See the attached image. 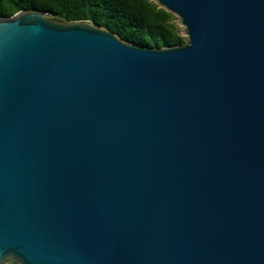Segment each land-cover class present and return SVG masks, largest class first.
I'll use <instances>...</instances> for the list:
<instances>
[{
    "label": "water",
    "instance_id": "95a60500",
    "mask_svg": "<svg viewBox=\"0 0 264 264\" xmlns=\"http://www.w3.org/2000/svg\"><path fill=\"white\" fill-rule=\"evenodd\" d=\"M181 44L0 16V264H264V0H154Z\"/></svg>",
    "mask_w": 264,
    "mask_h": 264
},
{
    "label": "trees",
    "instance_id": "16d2710c",
    "mask_svg": "<svg viewBox=\"0 0 264 264\" xmlns=\"http://www.w3.org/2000/svg\"><path fill=\"white\" fill-rule=\"evenodd\" d=\"M24 8L44 10L60 19H87L142 45L163 46L186 41L174 13L154 0H0V16H9Z\"/></svg>",
    "mask_w": 264,
    "mask_h": 264
},
{
    "label": "rangeland",
    "instance_id": "374dc122",
    "mask_svg": "<svg viewBox=\"0 0 264 264\" xmlns=\"http://www.w3.org/2000/svg\"><path fill=\"white\" fill-rule=\"evenodd\" d=\"M51 16H53V14H50ZM175 15V14H174ZM54 17V16H53ZM176 17V21H177V24L179 25L180 27V34L184 37V39L186 40L187 39V35L185 33V29H184V26L179 22V18L177 15H175Z\"/></svg>",
    "mask_w": 264,
    "mask_h": 264
}]
</instances>
